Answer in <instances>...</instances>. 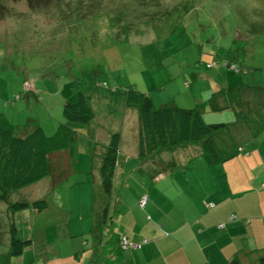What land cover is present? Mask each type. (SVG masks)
I'll return each mask as SVG.
<instances>
[{
    "label": "rangeland",
    "instance_id": "obj_1",
    "mask_svg": "<svg viewBox=\"0 0 264 264\" xmlns=\"http://www.w3.org/2000/svg\"><path fill=\"white\" fill-rule=\"evenodd\" d=\"M220 86L242 87L244 111L264 103V0H0V113L18 133L40 127L50 136L63 122L70 132L51 173L9 199L47 201L39 224L49 245L66 242L73 203H89L91 193L93 219L112 230V211L121 222L127 211L136 214L149 177L133 149L137 112L117 93L135 89L149 95L155 109L198 106L206 123H231L232 108L210 109V92ZM77 92L94 111L88 124L63 117ZM113 132L123 137V165L108 195L99 167ZM130 156L134 163L125 166ZM140 210L150 214L147 206ZM35 233L42 231L35 227Z\"/></svg>",
    "mask_w": 264,
    "mask_h": 264
},
{
    "label": "crops",
    "instance_id": "obj_2",
    "mask_svg": "<svg viewBox=\"0 0 264 264\" xmlns=\"http://www.w3.org/2000/svg\"><path fill=\"white\" fill-rule=\"evenodd\" d=\"M233 129L238 150L225 162L214 163L198 145L176 149L170 158L165 152V157L151 156L141 162L149 176L143 194L148 196L145 208L150 214L145 217L135 202L137 213L127 211L121 222V214L116 215L114 209L112 230L102 229L93 219L92 193L89 203L84 199L73 203L65 221L66 242L60 240L51 245L40 236L46 231L39 224L43 210L28 208L12 214L5 203L6 220L0 219V264H228L233 259L240 264H262L264 137L260 140L257 137L264 130L257 132V139H252V129L246 125L241 123ZM122 141L121 134L120 151ZM133 149L138 157L137 142ZM131 158L125 166L134 163ZM150 159L155 160L149 162ZM50 161L59 163L61 154H52ZM115 185L114 180L113 189ZM162 201L165 203L161 207ZM74 212L79 222L72 219ZM232 214L235 218L230 220ZM10 217L20 237L31 239V245L19 256L7 254ZM221 223L225 225L219 227ZM35 227L42 233L37 235ZM120 236L135 246L119 249Z\"/></svg>",
    "mask_w": 264,
    "mask_h": 264
},
{
    "label": "trees",
    "instance_id": "obj_3",
    "mask_svg": "<svg viewBox=\"0 0 264 264\" xmlns=\"http://www.w3.org/2000/svg\"><path fill=\"white\" fill-rule=\"evenodd\" d=\"M115 92L117 91L113 93ZM118 93L117 97H123L126 107L137 112L136 142L140 162L161 152H173L188 145H198L214 163L225 162L233 158L235 150H238L234 139L228 135L229 132L233 134L234 127L242 123L252 129L253 135L264 130V103L261 102L260 106L254 108L249 106V110L244 111L241 108L245 107L242 102L244 99H241L242 87L220 86L210 93L208 99L213 111H221L227 107L234 110L235 121L231 123H206L198 106L182 108L174 103H164L155 109L151 97L135 89ZM62 112L65 120L73 123L88 124L95 117L88 98L82 92H77L75 101H66ZM63 124L50 136L45 135L40 127L28 133H18L0 113V201L6 203L9 213L14 214L28 208L40 211L47 207L45 199L11 201L9 195L37 183L51 173L50 156L54 153L61 154L70 135ZM120 141L121 133L113 132L102 151L99 178L102 191L108 195L113 190L115 172L121 160ZM143 196L147 199L142 205ZM147 202V194H141L140 207L144 208ZM103 216H106L104 209ZM8 231L10 244L7 254L9 257L19 256L31 245V239L20 237L12 217L9 218ZM122 238L120 236L118 240L119 249L133 248L130 245L123 247ZM260 261L264 264V257ZM228 264L240 263L233 259Z\"/></svg>",
    "mask_w": 264,
    "mask_h": 264
},
{
    "label": "built area",
    "instance_id": "obj_4",
    "mask_svg": "<svg viewBox=\"0 0 264 264\" xmlns=\"http://www.w3.org/2000/svg\"><path fill=\"white\" fill-rule=\"evenodd\" d=\"M146 196H143L142 197V199H141V204L143 205L144 203H145V201H146ZM234 217H235V215L234 214H232L231 216H230V220H233L234 219ZM224 226V223H221L220 225H219V227H223ZM122 246L123 247H126V246H128V245H130V246H135L134 244H130V242L125 238V237H123L122 238Z\"/></svg>",
    "mask_w": 264,
    "mask_h": 264
},
{
    "label": "clouds",
    "instance_id": "obj_5",
    "mask_svg": "<svg viewBox=\"0 0 264 264\" xmlns=\"http://www.w3.org/2000/svg\"><path fill=\"white\" fill-rule=\"evenodd\" d=\"M26 87H28V86H26ZM29 88V87H28ZM235 218V217H234ZM225 225V224H224Z\"/></svg>",
    "mask_w": 264,
    "mask_h": 264
}]
</instances>
